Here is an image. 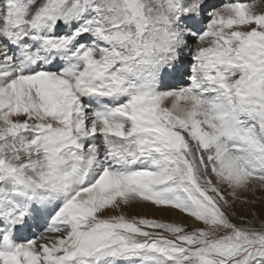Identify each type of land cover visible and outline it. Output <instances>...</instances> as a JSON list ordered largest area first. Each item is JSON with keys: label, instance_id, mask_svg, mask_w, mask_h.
<instances>
[{"label": "snow or ice", "instance_id": "obj_1", "mask_svg": "<svg viewBox=\"0 0 264 264\" xmlns=\"http://www.w3.org/2000/svg\"><path fill=\"white\" fill-rule=\"evenodd\" d=\"M258 191L256 2L0 0V264H264Z\"/></svg>", "mask_w": 264, "mask_h": 264}, {"label": "rangeland", "instance_id": "obj_2", "mask_svg": "<svg viewBox=\"0 0 264 264\" xmlns=\"http://www.w3.org/2000/svg\"><path fill=\"white\" fill-rule=\"evenodd\" d=\"M223 2V0H221ZM252 2H256L257 4L260 3V0H252ZM261 4V3H260ZM261 8H264V4H261ZM256 196L258 197L256 204L249 209L250 212L255 213L257 216L261 215L262 211H264V191H258L256 193ZM128 214H136L137 212L140 213H147L148 215L154 216L156 218H173L177 220H185L187 222V218L181 216L178 213H170V212H161L154 210L153 208L149 206H141L138 208H132V209H127L126 210ZM236 213L239 214L240 212V206L237 205L236 207Z\"/></svg>", "mask_w": 264, "mask_h": 264}, {"label": "bare ground", "instance_id": "obj_3", "mask_svg": "<svg viewBox=\"0 0 264 264\" xmlns=\"http://www.w3.org/2000/svg\"><path fill=\"white\" fill-rule=\"evenodd\" d=\"M258 5L261 7V4L260 3H258Z\"/></svg>", "mask_w": 264, "mask_h": 264}]
</instances>
